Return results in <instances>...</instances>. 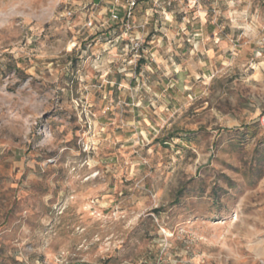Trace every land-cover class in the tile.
Listing matches in <instances>:
<instances>
[{
	"label": "rangeland",
	"instance_id": "rangeland-1",
	"mask_svg": "<svg viewBox=\"0 0 264 264\" xmlns=\"http://www.w3.org/2000/svg\"><path fill=\"white\" fill-rule=\"evenodd\" d=\"M161 1L0 0V264H264V0Z\"/></svg>",
	"mask_w": 264,
	"mask_h": 264
},
{
	"label": "built area",
	"instance_id": "built-area-1",
	"mask_svg": "<svg viewBox=\"0 0 264 264\" xmlns=\"http://www.w3.org/2000/svg\"><path fill=\"white\" fill-rule=\"evenodd\" d=\"M143 0H113L110 7L108 6V11L110 13V19L114 22H121L123 27V32L125 34H130L131 42L134 44V48L138 51L141 48V36L138 28H145V24H138L136 15L137 7ZM155 6H158L160 0H148ZM196 2V0H194ZM88 26L92 27L93 22L89 21Z\"/></svg>",
	"mask_w": 264,
	"mask_h": 264
},
{
	"label": "trees",
	"instance_id": "trees-1",
	"mask_svg": "<svg viewBox=\"0 0 264 264\" xmlns=\"http://www.w3.org/2000/svg\"><path fill=\"white\" fill-rule=\"evenodd\" d=\"M144 2H149V1H148V0H143V1H141L140 4H139L138 7H137V11H138L139 7L141 6V3H144ZM163 3H164V2L160 0V3H159L158 6L161 7V5H162ZM168 4H171V2H168ZM109 5H111V4H109ZM109 7H110V6H109ZM113 33L115 34V32H113Z\"/></svg>",
	"mask_w": 264,
	"mask_h": 264
}]
</instances>
